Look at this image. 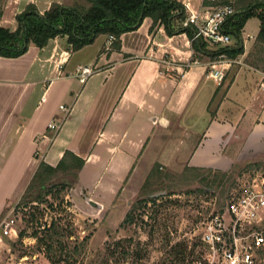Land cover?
<instances>
[{"label":"crops","instance_id":"crops-1","mask_svg":"<svg viewBox=\"0 0 264 264\" xmlns=\"http://www.w3.org/2000/svg\"><path fill=\"white\" fill-rule=\"evenodd\" d=\"M76 1L6 0L1 24L15 29V15L31 2L42 13L53 2ZM187 1L210 11L203 0ZM151 24L145 18L124 33L120 48L106 49L109 36L100 35L73 50L61 35L43 47L30 44L17 57L0 55V217L39 164L56 166L67 150L85 160L77 182L100 198L107 192L104 199L136 176L140 183L130 192L137 195L158 164L167 171L181 164L227 171L264 162L262 69L245 61L255 37L234 59L230 80L218 84L209 57L194 52L185 27L170 34L164 25L150 31ZM84 65L96 71L81 83L76 70ZM53 121L62 122L56 132Z\"/></svg>","mask_w":264,"mask_h":264},{"label":"trees","instance_id":"trees-1","mask_svg":"<svg viewBox=\"0 0 264 264\" xmlns=\"http://www.w3.org/2000/svg\"><path fill=\"white\" fill-rule=\"evenodd\" d=\"M206 2L213 6L224 3H231L234 6L235 12L227 20L225 29L233 38L235 37L236 42L228 45H209L203 39L192 40L193 28L185 27L190 33L194 52L208 56L210 61L217 60L220 55L227 59H238L245 51L242 38L244 26L250 18L257 17L260 20V29L254 39V52H249L245 61L256 68L264 70V0H217ZM5 3L6 0H4ZM2 15L3 8H0V55L17 57L25 53L30 44L43 47L49 40L61 35L68 37V42L73 50L92 43L99 35L114 36L115 40L112 45L115 48H120L121 36L128 31L137 29L145 18L152 19L150 31H153L158 25H164L166 31L171 34L183 27V21L188 16V12L178 0H78L72 4L53 2L42 13L36 4L31 2L26 5L24 10L15 15L17 26L13 30L1 24ZM84 162L85 160L82 157L70 150L64 153L56 166L42 161L20 197L19 205L48 204V195L54 189L64 188L68 184H72L73 180L78 179ZM263 163V161L236 163L227 171L208 167L185 166L183 173L178 177L164 173L157 166L151 171L142 186V190L139 191L135 201L132 202L124 218V223L133 222L136 210L144 207L143 205L147 202L160 198L153 196V194L165 191V195L170 196L177 192L176 189L186 187L184 185L191 187V182L201 183L203 187L198 186L199 190L204 191L208 187L215 192H219L226 201L236 178L242 175L245 170L251 171L260 168ZM65 179H69V181H65ZM166 180L173 181L176 185H167ZM195 190L197 188H187L186 191L192 193ZM224 202L221 204L224 205ZM48 206H52V204H48ZM223 208L221 207V209ZM30 217L34 219L36 214L32 213ZM39 224H37L38 229H41ZM42 226L43 228L40 231L43 235L45 234L47 239L43 240V235H41L40 240L47 244V253L51 254L49 258L55 263L65 261V259L60 260L61 258L59 259L58 256H61L65 249L64 244L62 245V241H60V236L64 235V231L67 233V230H58L59 224L54 219ZM38 229L36 235L39 232ZM24 234L25 232L21 230L19 233L20 240ZM86 238L88 239L87 236L84 237L85 240ZM55 243L60 247L62 246V252L59 255L53 253ZM197 245V243H193V248H190L192 250L187 251L188 247L185 242H176L169 249L167 256L169 264H193L194 259L198 257V254H194ZM107 251H110L109 246ZM115 251L112 249L110 256L114 257ZM127 254L128 252L124 251L122 259H126ZM188 255L189 257L193 256L188 258ZM117 261L121 264L123 260L117 256ZM136 261L134 260L133 263H136ZM100 264L109 263L105 261Z\"/></svg>","mask_w":264,"mask_h":264},{"label":"rangeland","instance_id":"rangeland-1","mask_svg":"<svg viewBox=\"0 0 264 264\" xmlns=\"http://www.w3.org/2000/svg\"><path fill=\"white\" fill-rule=\"evenodd\" d=\"M5 4L4 0H1L0 8H3V12ZM8 21L10 24L11 22L14 24V20ZM259 29L260 20L257 17L250 18L243 29V41L249 43L252 40L250 36L256 37ZM232 39V42L236 41L233 36ZM253 44L254 40L248 47L250 53L254 52ZM204 60L206 59L204 58ZM227 60H230L233 66H230L226 71L223 84L230 80L234 70L235 60ZM157 166L164 173L177 177L184 170V164L169 171L166 168H161L160 164ZM143 172L144 170H140L137 175H141ZM251 173L245 170L242 175L238 176L231 186L229 194L236 191L240 181H246ZM137 180L138 177H134L123 190H121V186L119 188L121 191L110 199L103 198L108 196L107 192H102L103 197L100 198L98 195L87 192L89 190H84L77 180H73V185L68 184L64 188L54 189L48 195V204H52V206H48L46 203L19 205L20 198L12 200L11 206L6 207L2 213L0 224L7 217H15L18 235H4L0 243L1 264H100L105 261L109 264H120L117 261V256L123 260L121 264H169L167 256L170 247L176 242H185L188 247L187 251H190L192 250L190 248H193V243L199 245L198 227L201 222L211 213L220 210L221 207L225 208L228 201H225L219 192L208 187L204 191L199 190L198 186H202V184L191 182V187L184 185L186 187L176 189L177 192L173 195L169 196L165 193L161 194L162 196H156L160 198L149 201L143 205L144 207L136 210L133 222L124 223V218L132 202L138 196L130 192L133 186L139 185L140 181L137 183ZM65 181H69V179H65ZM166 184L176 185L170 180H166ZM187 188H197V190L187 193ZM102 189L103 185L97 188L99 195H102V193L100 194ZM88 197L93 198L92 200L97 205L91 203V199ZM100 202L104 203V206ZM222 202L224 205L221 204ZM14 207H17L16 211L12 210ZM32 213L36 214V218L30 217ZM52 219L59 224L58 230H67V233L64 231V235L60 236V241L65 247L62 255L58 256L59 259L61 258L60 260L65 259V261L60 263H55L49 258L51 254L47 253V244L40 240L42 237L43 240L47 239L45 234L43 235L40 231L43 228L42 225L50 223ZM37 224L41 226V229H38ZM37 229L39 232L36 235ZM21 230L25 234L20 240ZM41 235L43 236L40 238ZM85 236L88 239L85 240ZM198 245L194 254L198 250ZM108 246L110 251L116 250L114 257L110 256V251H107ZM54 249L53 253L61 254L62 246L56 244ZM124 251L128 252L126 259H122ZM192 256L188 255V258ZM261 258L264 259V253ZM134 260H137L136 263H133Z\"/></svg>","mask_w":264,"mask_h":264},{"label":"built area","instance_id":"built-area-1","mask_svg":"<svg viewBox=\"0 0 264 264\" xmlns=\"http://www.w3.org/2000/svg\"><path fill=\"white\" fill-rule=\"evenodd\" d=\"M178 1L188 12L183 27L193 28L192 40L203 39L209 45H228L231 42L232 36L225 29L227 20L235 12L231 3L210 5V11L202 12L194 9L187 0ZM206 1L217 0H203V6ZM114 40L115 37L110 35L105 48L110 49ZM195 62L198 61H190L186 66ZM231 63L223 55L210 61V76L221 84L226 76V66ZM95 71L94 65H84L77 68L76 75L81 83H85ZM259 73V89L264 92V71ZM61 108L66 113L70 110L64 104ZM61 124L53 121L49 126L56 132ZM250 173L246 181L241 180L238 189L229 194L225 208L211 213L201 222L198 227V257L193 264H264L261 258L264 253V163ZM17 207L12 210L16 211ZM17 230L15 217L4 219L0 224V243L4 235H18Z\"/></svg>","mask_w":264,"mask_h":264},{"label":"water","instance_id":"water-1","mask_svg":"<svg viewBox=\"0 0 264 264\" xmlns=\"http://www.w3.org/2000/svg\"><path fill=\"white\" fill-rule=\"evenodd\" d=\"M161 194H165V192H159V193H155V194H153V196H159V195H161ZM90 202L91 203H93V204H95V205H97V203H95L93 200H90Z\"/></svg>","mask_w":264,"mask_h":264}]
</instances>
